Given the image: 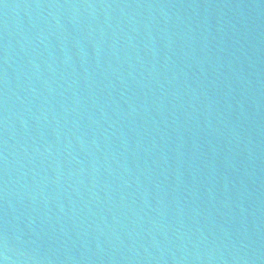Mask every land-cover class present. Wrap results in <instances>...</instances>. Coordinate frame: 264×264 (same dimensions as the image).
<instances>
[{
	"label": "water",
	"instance_id": "water-1",
	"mask_svg": "<svg viewBox=\"0 0 264 264\" xmlns=\"http://www.w3.org/2000/svg\"><path fill=\"white\" fill-rule=\"evenodd\" d=\"M0 264H264V0H0Z\"/></svg>",
	"mask_w": 264,
	"mask_h": 264
}]
</instances>
